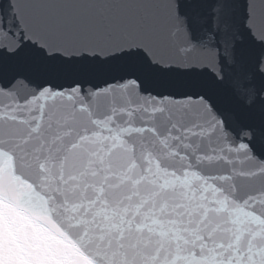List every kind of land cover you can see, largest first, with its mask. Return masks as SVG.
Returning a JSON list of instances; mask_svg holds the SVG:
<instances>
[{"label": "snow or ice", "instance_id": "6c2138e0", "mask_svg": "<svg viewBox=\"0 0 264 264\" xmlns=\"http://www.w3.org/2000/svg\"><path fill=\"white\" fill-rule=\"evenodd\" d=\"M0 264H264V5L2 0Z\"/></svg>", "mask_w": 264, "mask_h": 264}, {"label": "water", "instance_id": "95a60500", "mask_svg": "<svg viewBox=\"0 0 264 264\" xmlns=\"http://www.w3.org/2000/svg\"><path fill=\"white\" fill-rule=\"evenodd\" d=\"M0 2H2V0H0ZM19 87L22 93H25L27 91V88L23 81L20 83Z\"/></svg>", "mask_w": 264, "mask_h": 264}]
</instances>
